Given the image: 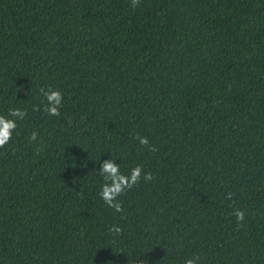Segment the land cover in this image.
<instances>
[{
	"label": "trees",
	"instance_id": "1",
	"mask_svg": "<svg viewBox=\"0 0 264 264\" xmlns=\"http://www.w3.org/2000/svg\"><path fill=\"white\" fill-rule=\"evenodd\" d=\"M13 107L0 264H264V0H0V115ZM110 157L154 176L119 213L98 194Z\"/></svg>",
	"mask_w": 264,
	"mask_h": 264
},
{
	"label": "clouds",
	"instance_id": "2",
	"mask_svg": "<svg viewBox=\"0 0 264 264\" xmlns=\"http://www.w3.org/2000/svg\"><path fill=\"white\" fill-rule=\"evenodd\" d=\"M140 4V0H131L132 7H137ZM40 92L44 97L42 103L43 112L48 116L59 117L61 115V108L63 107V93L59 89H53L51 87L45 89L41 88ZM41 110L39 106H34L33 111ZM27 115V111L20 107L9 108L7 116L0 115V148H4L5 145L9 143L12 139L13 132L17 128V121L23 120ZM38 132L33 130L29 137V142L34 143L38 139ZM135 139L139 145L146 147L151 152H156L157 148L155 145L151 144L146 136H141L139 134L134 135ZM110 158L99 162L98 174L103 178V183L101 184L99 196L103 202L116 212H123L122 202L118 199L119 196L123 195L127 190L132 189L134 186L140 183L141 178L144 181L150 182L154 179L152 172H145L141 165H135L130 168L127 174H124L120 170L119 164ZM233 193L228 192L225 194V198L231 200L233 198ZM230 215H234L236 219L237 226H242L245 220V212L242 209H234ZM109 231L115 234L122 232V229L118 226H112ZM201 257L199 255L191 256L185 259L184 264H200ZM128 264H145L142 259L129 260Z\"/></svg>",
	"mask_w": 264,
	"mask_h": 264
}]
</instances>
